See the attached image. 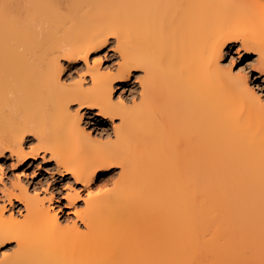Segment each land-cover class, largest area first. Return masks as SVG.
<instances>
[{"label":"bare ground","instance_id":"1","mask_svg":"<svg viewBox=\"0 0 264 264\" xmlns=\"http://www.w3.org/2000/svg\"><path fill=\"white\" fill-rule=\"evenodd\" d=\"M112 39L109 75L94 55ZM238 44L264 76V0H0V159L53 161L87 189L121 170L114 196L63 194L86 231L53 192L3 184L0 264H264V98L223 60ZM138 69L143 105L114 101Z\"/></svg>","mask_w":264,"mask_h":264},{"label":"rangeland","instance_id":"2","mask_svg":"<svg viewBox=\"0 0 264 264\" xmlns=\"http://www.w3.org/2000/svg\"><path fill=\"white\" fill-rule=\"evenodd\" d=\"M115 39H112L109 45H107L105 48H103L101 51L96 53L94 57L98 58L101 57V62L99 64V70L102 72H106L109 75L116 74L118 70L121 68L119 66L122 64V59L120 58V53L115 50L116 48V42H114ZM239 46V44H238ZM237 46L232 45L227 55L224 57L223 60H225L226 64L230 66L231 68L237 70L240 66L245 68V71H248V76L250 78V81L254 80V76L258 75L256 77V86L259 91V93L264 98V76L263 74L258 73V71L255 69H252L251 66L253 65L254 61L249 60V55H245L242 48L239 46V53L236 52ZM252 57L254 55H251ZM232 57V58H231ZM233 63V64H232ZM82 62L77 63L76 67H66L65 71V80L67 83H72L76 80H80L82 77L80 76L85 72V68L81 65ZM65 65L67 63L65 62ZM82 67V68H81ZM132 79L126 83V85H121L120 88H117L113 93V100L117 101L121 97L124 99L126 98V105L128 106H135L140 107L143 105L144 100L141 97V92L143 90V87L140 83V80L144 77V69H138L137 71L133 72ZM67 76V77H66ZM81 77V78H80ZM87 82L84 84L89 86L91 84L90 79L88 76L86 77ZM92 85V84H91ZM135 93V101L133 102L130 100L132 98V94ZM84 120L86 121L87 118ZM93 121V120H92ZM119 118L113 119V121H110L108 119H99L96 121V124H92L91 128L97 126V128H105L110 127L112 124H118ZM31 123V122H30ZM91 124V121H89L86 126L89 127ZM97 131V130H96ZM111 137V136H110ZM109 137H104L102 141H106ZM113 138V135L111 137ZM42 145V143L35 137H31L26 141L24 145V151L29 152L32 149L38 148ZM46 156L49 157L48 153H45ZM55 170V164L53 161L45 162L43 159L38 158L37 160L30 159L26 165H20L16 157L13 155H10L9 152L6 153L1 159H0V188H2L3 184H6V186H9L12 181L17 180V177H19V181L28 187V192L30 195L34 193V190L40 191V198H46L53 192L56 196V198L59 201L53 200L51 204L55 206L62 207V217L63 218H69L67 221L69 224H72V220L77 223L79 228L84 229L86 231V227L83 224L78 214H75L72 212V210L77 209H84L86 206V203L83 200H80L76 202L75 206L71 207H65L66 199L62 198L63 194L67 192V190L71 191L73 189L77 190L83 197L87 195L88 189L90 188L93 191H104L105 194H109L107 196H114V192L117 191L118 186L120 185L121 180V170L119 167L113 168L111 171H109L107 174L100 175V178L88 189L86 187H82L79 184H77L74 179L70 175H66L65 177H61L56 175L54 172ZM89 189V190H90ZM87 191V192H86ZM94 192V193H95ZM103 193V192H102ZM1 190H0V205L2 204V197H1ZM104 195V193H103ZM47 204L48 202L45 201ZM9 210H13L14 212H17V210H20L24 212L22 204H19L17 201L15 202L14 206L10 207L9 205L6 206L5 214L7 215ZM71 211V212H68ZM66 222V220H65ZM85 227V228H84ZM80 229V230H81ZM13 246H15V243H10L9 245H6L4 247L0 248V260L2 258L3 253H11Z\"/></svg>","mask_w":264,"mask_h":264}]
</instances>
